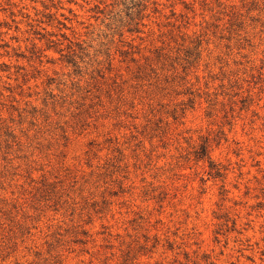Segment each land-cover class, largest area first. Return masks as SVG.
Masks as SVG:
<instances>
[{"label": "rangeland", "instance_id": "374dc122", "mask_svg": "<svg viewBox=\"0 0 264 264\" xmlns=\"http://www.w3.org/2000/svg\"><path fill=\"white\" fill-rule=\"evenodd\" d=\"M0 264H264V0H0Z\"/></svg>", "mask_w": 264, "mask_h": 264}]
</instances>
